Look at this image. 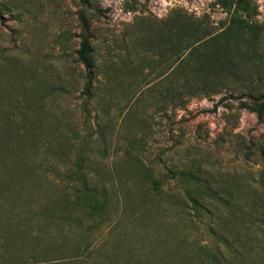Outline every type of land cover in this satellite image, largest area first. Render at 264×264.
I'll list each match as a JSON object with an SVG mask.
<instances>
[{
    "label": "rangeland",
    "instance_id": "rangeland-1",
    "mask_svg": "<svg viewBox=\"0 0 264 264\" xmlns=\"http://www.w3.org/2000/svg\"><path fill=\"white\" fill-rule=\"evenodd\" d=\"M254 1L264 23V0ZM90 2L101 10L91 29L95 61L118 60L119 36L131 34L126 25L141 12L164 19L183 9L208 15L217 28L238 16L220 0H137L135 12L132 0ZM77 12L72 0H0V220L58 240V251L44 253L47 264H73L79 247L85 264H107L101 255L165 264L176 251L172 240L180 254L219 247L220 262L229 264L232 252L220 238L239 252L235 264H264V120L257 122L248 100L218 103L222 96L165 113L158 95L135 91L143 63L134 40L110 68L123 90L96 84L87 97ZM182 172L244 201L230 214L203 197L204 209L195 211L187 200L195 186ZM94 196L107 200L105 214ZM35 245L21 244L9 254L12 264H34Z\"/></svg>",
    "mask_w": 264,
    "mask_h": 264
},
{
    "label": "trees",
    "instance_id": "trees-1",
    "mask_svg": "<svg viewBox=\"0 0 264 264\" xmlns=\"http://www.w3.org/2000/svg\"><path fill=\"white\" fill-rule=\"evenodd\" d=\"M72 1L78 3L76 15L80 28V42L76 57L87 71L83 88L87 97L93 96L96 84H100L106 92L115 93L123 90L121 84L111 78L110 68L125 60L128 41L134 40L141 43L137 59L143 63V66L138 67L140 81L135 91L139 93L147 91L158 95L161 99V110L165 113L184 110L194 99L209 100L222 96L218 103L224 98L248 100L249 106L245 107L255 115L258 123L263 122L264 23L257 20L258 10L254 0H220L223 7L231 6L238 14L223 28H217L206 14L196 16L183 9L171 11L164 19L146 16L141 12V17L126 25L125 30L131 29V34L122 33L119 36L116 50L121 56L116 62L112 61L109 54L100 61L92 58L94 50L91 45V29L94 17L101 11L100 8L93 7L90 0ZM132 2L130 11L135 12L137 5L140 4L137 0ZM117 71L128 73L125 67ZM128 90L129 88L126 91ZM217 104L213 106V111L217 109ZM179 178L195 186L192 192H187V200L195 211L203 208L200 204L203 197L213 201L216 207L229 209L230 214H234L233 209L239 207L237 203L244 201V198L232 189L214 190L205 185L203 180L192 172H182ZM94 200L95 204L101 206L102 214H105L108 204L104 196L99 200L95 197ZM247 218L250 216L247 215ZM2 219L0 264H12L17 258L9 254L20 250L21 244L30 241L37 245L39 251L34 264H47L44 255H48L49 250L58 251L60 246L56 244L58 240L53 238L49 243V236L41 232L32 236L28 229L20 226L10 228L6 218ZM212 221L210 219V222ZM18 238H21L19 243ZM218 244L230 249L233 256L229 264H235L233 260L240 257L239 252L227 246L224 238H220ZM171 245V250L175 248L176 251L167 255L165 264H222L220 259L224 253L219 247L214 252L206 247L197 253L186 251L180 254L177 250L181 249V245L175 240H172ZM101 250L100 248L99 251ZM82 253L83 249L80 247L75 250L73 264H85L81 260ZM101 256L107 264H117L114 255ZM129 258L130 264H141L140 261H133L135 260L133 257Z\"/></svg>",
    "mask_w": 264,
    "mask_h": 264
}]
</instances>
